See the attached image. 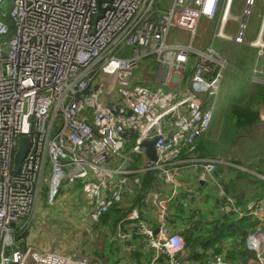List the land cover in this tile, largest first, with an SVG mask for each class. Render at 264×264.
Returning <instances> with one entry per match:
<instances>
[{
    "label": "built area",
    "instance_id": "2783aa9c",
    "mask_svg": "<svg viewBox=\"0 0 264 264\" xmlns=\"http://www.w3.org/2000/svg\"><path fill=\"white\" fill-rule=\"evenodd\" d=\"M156 1L0 0V264H93L87 249L63 254L22 245L47 170L50 203L63 180L80 188L85 200L80 223L88 231L121 207L127 214L103 225L114 226L119 250L145 244L154 252L146 264H189L191 258L180 262L187 257L185 239L171 221L177 169L186 162L202 165L210 179L219 163L232 165L182 159L210 129L228 68L213 44L201 50L193 43L201 18L214 19L221 6L218 36L233 40L225 34L233 0H173L159 13ZM253 3L248 1L241 18L238 42ZM171 27L183 37L172 36ZM151 55L163 66L156 79L165 77L166 89L138 75L140 61ZM259 114L264 121V104ZM22 137L31 144L15 171ZM152 139L156 161L143 146ZM147 175L154 187L142 211L136 201ZM168 184L171 193L164 190ZM221 188L218 183L223 196ZM234 210L262 217L264 207ZM247 246L256 258L246 263L216 256L190 264H264V229L251 231Z\"/></svg>",
    "mask_w": 264,
    "mask_h": 264
},
{
    "label": "rangeland",
    "instance_id": "374dc122",
    "mask_svg": "<svg viewBox=\"0 0 264 264\" xmlns=\"http://www.w3.org/2000/svg\"><path fill=\"white\" fill-rule=\"evenodd\" d=\"M249 0H233L231 9H230V17L226 23L225 34L227 36H232L233 40H227L218 36L221 20L223 16V7L221 6L219 13L214 19H207L202 17L198 26L197 35L193 46L197 49H204L207 46L213 44L214 48L217 52H219L227 61V70L226 74H230L232 78L233 87L240 88L236 93H234L233 97L230 98V101H238L239 99L245 97L252 91L249 90L251 87V82L256 81L259 83H264V34L262 35V45L254 46V43L257 41L258 37L260 36V30L264 22V0H254V3L250 7V12L248 17L244 18L246 27L242 32V39L240 42L235 41L234 37H237L241 30V17H243ZM224 2V0H222ZM173 0H157L156 6L154 10L157 13L158 9L160 11H164L169 9L172 6ZM9 3H5V10L8 9ZM170 34L172 36L183 37L181 31H179L175 27H171ZM234 61L241 66H236L232 69V65ZM239 61V62H238ZM252 62V63H251ZM257 62L256 64H254ZM252 67V73L249 71L250 66ZM163 67L156 55H151L149 57L144 58L140 61V67L138 75L141 80H144L149 85L161 86L164 89L166 87L163 85V81L165 77H162L161 81L156 79L160 68ZM263 69L262 73L255 72V69ZM240 72L241 74H238ZM244 72V73H243ZM247 72V73H245ZM252 76V78H251ZM255 77V78H254ZM161 83H160V82ZM248 99L245 98V100ZM261 111V107L259 106V112ZM224 109L219 111L215 114L214 121L212 123V127L209 131V135L212 137H216L215 139H210L209 141L211 144L216 146V152L214 158L211 159H221L227 161L229 163H234L235 160H241L244 163H252L255 165L256 168H264V126L258 131L253 130L248 135L239 136L235 142V144H229L227 139H230L231 136L229 134V128L221 134L217 133H210L211 131L215 132L216 127L219 125V122L222 120V116L224 115ZM264 122V121H263ZM212 128H214L212 130ZM214 135V136H213ZM208 139V138H206ZM208 158V157H206ZM226 169V168H225ZM253 173L258 174L255 169H252ZM50 176V171L47 170L45 172L43 181H42V190L40 193V198L38 200V204L35 208V216L34 222H38L40 218H42L46 214L52 215H65L67 210L73 207V201L71 199V194L74 192V186L68 182V180H63L61 185V192L59 193L58 197L56 198V206H51L48 202L49 200V185H48V178ZM249 180H242L236 181L237 191L240 195L246 193L249 189L253 190L252 194L255 193V186ZM217 191V190H216ZM215 191V192H216ZM218 193V192H217ZM243 197V196H242ZM252 196L243 197V199L250 198ZM213 205L211 204L207 209L203 212V219L200 215H197L193 218L203 220L204 227L214 225V220L217 219L216 215H218V211L215 212L214 209L211 210ZM48 218V217H45ZM196 221V220H195ZM78 227H83L80 223V218L76 219ZM71 226V225H70ZM70 228V227H69ZM93 234L90 236L98 241L104 240L106 238H112L111 235L105 236L97 235L95 231H92ZM96 237V238H95ZM116 234L113 235V241L115 242L117 239L115 238ZM203 242V241H201ZM116 245L113 246V250L115 249ZM121 254L129 255L132 253L128 250H119ZM98 254V253H97ZM134 254V252H133ZM112 256H108L109 263H113ZM184 253H180L178 257H184ZM222 257L227 258L225 255H220ZM94 257L97 256L94 254ZM118 260V259H117ZM191 262V260H190ZM190 262H188L190 264ZM100 264H108L106 258H102Z\"/></svg>",
    "mask_w": 264,
    "mask_h": 264
},
{
    "label": "trees",
    "instance_id": "16d2710c",
    "mask_svg": "<svg viewBox=\"0 0 264 264\" xmlns=\"http://www.w3.org/2000/svg\"><path fill=\"white\" fill-rule=\"evenodd\" d=\"M188 74H190V72ZM255 86V94L251 98V101L246 103L245 98L247 97H244L239 100V102L244 103L243 105L233 103L229 111L222 116V120L219 122L218 126H221L223 133L229 128L228 131L231 136L230 139H227L229 144H235L239 136L243 137V135L250 134L259 122L263 123L260 118L258 106L261 107V105L264 104V84L257 83ZM210 129L204 135L197 137L191 149L183 153V157L214 158L216 146L211 144L209 141L210 139H206ZM233 162L237 164L242 163L241 160H235ZM252 169H255L258 174L235 168L234 165L218 164L217 172L226 173L228 179L220 182L221 189L224 191L223 196L217 193L218 185L216 187L217 191L211 190L209 195L210 200H213L212 204H214L212 209L215 210L218 208L215 210V212L218 211V215H216L217 219L214 220V225L204 227V214H199L198 209H195L193 216L200 215L203 220L195 219V221L190 217V219L194 221L188 223L187 229L183 230L181 233L185 239V247L188 253L198 245L199 242L203 241L198 245L196 252L193 254L192 261L204 263L220 255H225L228 260L240 263H246L248 260L256 258V252L249 249L247 246V238L251 231L257 228L264 229V211L262 217H253L251 215H241L239 211L236 212L234 210L235 206L241 211H246L249 204L264 207V168H256L255 165H252L251 170ZM242 180H249L254 183L253 185L256 190L253 195H250L252 197L243 199L247 193L243 195L238 193L236 181ZM153 187L154 183L152 177L150 175L145 176L143 190L136 201V204L142 211L146 208V198L150 195ZM181 196H178L171 205V208L173 206L175 207V212L171 215L173 216L171 217V221L175 225L179 220H183L181 212L186 210L185 204L181 201ZM114 210L120 211L121 209L116 207ZM109 214L105 215L104 219L110 217ZM123 214L122 216H125L126 211ZM106 221L102 219L103 223H106ZM176 227L179 228L177 225ZM142 248H145V244L138 245L133 251L140 253ZM148 255L149 253L144 255L145 260Z\"/></svg>",
    "mask_w": 264,
    "mask_h": 264
},
{
    "label": "crops",
    "instance_id": "0c3cea01",
    "mask_svg": "<svg viewBox=\"0 0 264 264\" xmlns=\"http://www.w3.org/2000/svg\"><path fill=\"white\" fill-rule=\"evenodd\" d=\"M256 63L257 62H255L254 64ZM234 64L235 65H232L231 68L232 69L235 68V70H236V66L238 67L241 66L240 64H237L235 61ZM254 64H252L249 68V71L251 70L250 71L251 73ZM238 74L241 73L238 72ZM257 83L259 82L256 81L251 82L250 85L251 87L249 88V90H251L252 92L245 96V97L248 96L246 103L250 102L251 98L255 94V90H256L255 84ZM240 88L235 89L232 84L231 75L226 74L225 81L223 83L220 95L218 96L216 107L214 110V118H215V114H217L222 109H224L225 112L223 114H226L233 103H238L241 105L244 104L243 102H239L240 99L238 101H232V102L230 101V98H234L233 94L236 93L238 90H240ZM262 126H264V122L263 123L259 122V124L255 126L254 130L258 131L259 129L262 128ZM213 129L214 128H212V130ZM210 133H217L218 135L221 134L222 133L221 126H217L216 131L215 132L211 131ZM207 138L215 139L216 137H212V135H208ZM187 158L188 157L185 156L183 157L182 155V159L184 161H186ZM204 159H211V158L204 157ZM251 164L242 162L241 164L233 163L232 165H234L235 168H239V169L243 168V170L253 173V171L251 170ZM227 176L228 175L226 173L225 174L219 173L216 170L212 178L208 179V176L204 173L202 169V165H196L189 162L182 163L180 165V167L177 169L178 195L176 198H178V196H181V194L183 193L181 196V201L185 204L186 210L181 212L183 215V220H179L176 223V225L179 226V228L177 227L174 228L177 232L181 234L183 230L187 229V224L195 220V218H193L194 217L193 212L195 211V209H198V212L200 214L203 213L207 209V207H209L212 204L213 200L211 201L209 196L211 190H216L218 183L228 179ZM173 188L174 187L172 184H168L164 186V190L167 193L168 192L171 193V190ZM252 192L253 190L249 189L246 192L247 195H245L244 197L251 195ZM71 196H72L71 199L74 204L73 207L70 208V210L69 209L67 210L65 215L50 216V214H46L42 218H40L38 222L31 223L30 227L23 236L24 237V242L22 243L23 246L32 245L44 251H56L63 254L72 252L74 250L80 251L82 249H87L88 253L92 257L93 264H100L102 258H106L107 263L110 264L108 260V256L111 255H113L112 264H140V263L146 264V261H148V259L152 257L154 252L152 250L149 251V249H145V248H142L140 250V253L132 251V253H130L129 255L121 254L117 246L113 250V246L116 244L114 243L112 238L110 237L106 238V236L113 235V231L110 229H114V226L111 227V226H103V225H107L112 220L117 221L120 218H122L123 217L122 215H124L123 213L125 211H123L124 209L121 207H118L119 209H121L120 211H115L114 209L116 207H113L110 210V212L111 211L112 212L107 213V214L110 213L109 214L110 217H107V219H104V216L107 215L105 214L102 217V219L104 221L107 220L106 223L102 222L101 227H98L95 230V233L97 235L105 236L106 238L105 241L104 240L98 241L96 239H92L93 236L92 237L90 236L93 234V232L88 231V227H85V225H82L83 227L79 228L76 222V219L78 218L81 219L80 214L83 212V208H85L84 194L82 193L79 187H76L74 192L71 194ZM56 203L57 202L50 203V205L56 206ZM212 205L214 206V204ZM174 209H175L174 206L170 209L172 210L171 215L174 214L175 212ZM145 215L149 216L150 218L153 217V219L156 217L152 213H145ZM190 217L193 218L194 220H191ZM147 253H149V255L145 260L144 255ZM94 254L97 256V258L94 257ZM188 254L189 253L187 252V256ZM190 260H192V258Z\"/></svg>",
    "mask_w": 264,
    "mask_h": 264
},
{
    "label": "water",
    "instance_id": "95a60500",
    "mask_svg": "<svg viewBox=\"0 0 264 264\" xmlns=\"http://www.w3.org/2000/svg\"><path fill=\"white\" fill-rule=\"evenodd\" d=\"M155 143H156V139L146 140L143 143V146L146 148V153H147L148 157L153 161L157 160V151L155 149ZM30 144H31V141L28 137H22L19 139L18 151L15 155V165H14L15 171H19L21 169L22 162L24 161L25 157L27 156ZM199 244H201V242H199ZM198 245H196L189 252L187 257L180 259V262L183 263L184 261L192 258L193 254L196 252V250L198 248Z\"/></svg>",
    "mask_w": 264,
    "mask_h": 264
},
{
    "label": "bare ground",
    "instance_id": "6f19581e",
    "mask_svg": "<svg viewBox=\"0 0 264 264\" xmlns=\"http://www.w3.org/2000/svg\"><path fill=\"white\" fill-rule=\"evenodd\" d=\"M228 8H229V6H228ZM228 16V17H227ZM244 16V15H243ZM226 17H227V19H229V15H228V10L226 11ZM242 18V17H241ZM241 20V19H240ZM263 28H264V22H263ZM240 37H241V35H240ZM235 41H236V38L234 39ZM259 44H263V41H262V32L260 33V36L258 37V39H257V41L254 43V45H259ZM190 157V156H189ZM188 157V158H189ZM110 212V211H109ZM107 214V213H106Z\"/></svg>",
    "mask_w": 264,
    "mask_h": 264
}]
</instances>
